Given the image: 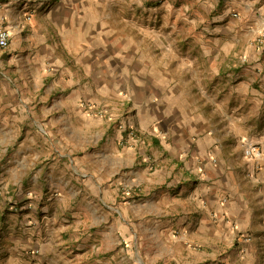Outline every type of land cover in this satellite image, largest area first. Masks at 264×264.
Segmentation results:
<instances>
[{
    "label": "crops",
    "instance_id": "crops-1",
    "mask_svg": "<svg viewBox=\"0 0 264 264\" xmlns=\"http://www.w3.org/2000/svg\"><path fill=\"white\" fill-rule=\"evenodd\" d=\"M153 4L0 0V264H127L150 240L264 260L242 153H264V0Z\"/></svg>",
    "mask_w": 264,
    "mask_h": 264
},
{
    "label": "rangeland",
    "instance_id": "rangeland-1",
    "mask_svg": "<svg viewBox=\"0 0 264 264\" xmlns=\"http://www.w3.org/2000/svg\"><path fill=\"white\" fill-rule=\"evenodd\" d=\"M163 4L157 2V4L146 5V8H151V15L154 17L157 15L158 20L159 16L163 10ZM148 12V11H147ZM207 22V20L205 21ZM155 27L159 25L158 22L153 23ZM210 24V23H209ZM203 23L199 22L196 25H192L191 23H184L182 26L179 25L177 28H183L184 31L189 32L190 35L193 31L200 32L203 28ZM205 25V24H204ZM210 24V26H212ZM153 26L154 29H157ZM173 29V28H172ZM176 29V28H175ZM182 29V30H183ZM95 111V110H94ZM45 136L44 134H41ZM7 141L10 144V149L4 153L6 158H11L10 154L16 152V158H18L19 150V141L21 140V136L19 137L18 133H8ZM13 146V147H12ZM12 147V148H11ZM175 237L179 236V233H174ZM170 237L167 235V238ZM150 247H147L145 250L148 252L146 255L140 254L138 251L136 252L135 261H130L127 264H264L263 258L248 257L243 256L244 252H240V248H238L237 244L233 246H226L221 244L213 249V251H205L206 247L202 246H194V245H184V246H174V257L171 255V251H166L161 245L155 244L156 240H150ZM213 253V258L206 255L207 253ZM172 253V254H173ZM199 255V256H198ZM160 257L158 260H154ZM122 264V263H121Z\"/></svg>",
    "mask_w": 264,
    "mask_h": 264
},
{
    "label": "built area",
    "instance_id": "built-area-1",
    "mask_svg": "<svg viewBox=\"0 0 264 264\" xmlns=\"http://www.w3.org/2000/svg\"><path fill=\"white\" fill-rule=\"evenodd\" d=\"M162 1L163 0H157V2H159V3H162ZM8 39H9V31L4 27L0 28V48L7 47ZM263 39H264V31L260 33L258 41L262 42ZM83 106L89 110H91V109L96 110V107L94 105H91V103L83 104ZM136 134H137V130L134 128L131 129V131H130L131 137L136 136ZM242 153H243L244 158H246L252 162H255V163H260L262 161L264 162V153L261 150V148L256 144H253V143L243 144ZM2 192L3 191L0 189V195L2 194ZM25 196L27 198H29L32 196V193L30 191H27L25 193ZM27 208L29 209L30 205H28Z\"/></svg>",
    "mask_w": 264,
    "mask_h": 264
}]
</instances>
